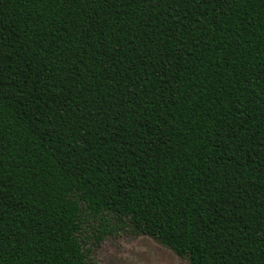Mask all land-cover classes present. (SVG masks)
<instances>
[{
  "label": "trees",
  "instance_id": "16d2710c",
  "mask_svg": "<svg viewBox=\"0 0 264 264\" xmlns=\"http://www.w3.org/2000/svg\"><path fill=\"white\" fill-rule=\"evenodd\" d=\"M87 216L264 264V0H0V264H89Z\"/></svg>",
  "mask_w": 264,
  "mask_h": 264
},
{
  "label": "rangeland",
  "instance_id": "374dc122",
  "mask_svg": "<svg viewBox=\"0 0 264 264\" xmlns=\"http://www.w3.org/2000/svg\"><path fill=\"white\" fill-rule=\"evenodd\" d=\"M99 232L104 240L97 245ZM82 238L89 264H188L151 237L141 235L111 217L109 224L101 225L87 216Z\"/></svg>",
  "mask_w": 264,
  "mask_h": 264
}]
</instances>
